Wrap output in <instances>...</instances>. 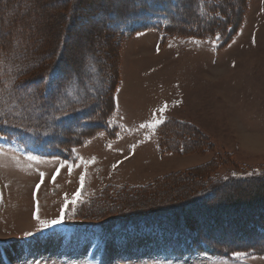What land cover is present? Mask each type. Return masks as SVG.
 Here are the masks:
<instances>
[{"label": "rangeland", "instance_id": "obj_1", "mask_svg": "<svg viewBox=\"0 0 264 264\" xmlns=\"http://www.w3.org/2000/svg\"><path fill=\"white\" fill-rule=\"evenodd\" d=\"M129 2L86 0L84 6L88 11L111 3L120 9ZM56 4L43 12L55 16L52 8ZM236 10L242 13L241 21L226 42L219 36L212 41L163 39L157 31H141L150 25L143 20L122 28L123 38H114L102 22L96 31L93 24L88 25L85 11L75 19L63 45V66L70 70L86 58V76L81 78L102 91L103 76L92 71L89 55L83 50L94 43L100 59L108 62V78L104 79H110L113 86L105 111V116L110 115L109 130L95 135L67 120V129L55 124L47 140H35L16 131L6 137L2 133L8 129L0 123V264H264V249H246L221 258L211 255L206 246L200 250L186 237L170 241L164 232L143 223L112 221L109 228L114 229L107 236L97 228L102 220L135 214L139 199L168 202V197L182 190L176 187L163 193L162 180L167 178L178 185V180L203 173L211 182L227 185L218 190L220 196L246 191L247 186L237 185L241 178L264 175V0L239 2L232 6L234 13ZM55 24L58 30L52 29L48 41L54 56L62 45L61 23L54 17L48 25L35 27L45 30ZM37 39L43 40L40 34ZM57 76L50 77V97L62 94ZM75 88L67 89L68 98L72 100L76 94L85 98L86 92ZM85 90L91 89L87 85ZM63 103L50 99L46 110L51 113ZM93 108L97 111L102 106L96 103ZM29 114L39 120L45 113L33 108ZM74 117L77 124L84 118ZM175 121L185 123L188 131L178 135L177 146L172 148L177 151L161 152L160 129L168 122L177 125ZM65 133L72 141L66 154L52 146ZM16 146L24 152L15 150ZM78 191L79 200L69 202L62 212L66 200L71 201ZM121 191L123 197L117 202L115 197ZM153 192L158 193L155 198L150 196ZM186 193L184 200L195 192ZM193 216L200 219L203 215ZM54 219L61 222L51 225ZM222 219L218 233L222 236L224 231V242L247 244L245 239L232 238L239 215ZM252 242L263 243L258 238Z\"/></svg>", "mask_w": 264, "mask_h": 264}, {"label": "trees", "instance_id": "obj_2", "mask_svg": "<svg viewBox=\"0 0 264 264\" xmlns=\"http://www.w3.org/2000/svg\"><path fill=\"white\" fill-rule=\"evenodd\" d=\"M129 1V4L123 5V8L120 9L114 4L106 3L87 11V7L84 6L86 0H0V100H2V102L0 101V123L8 129V132L2 133V135L6 134V137H11L13 136L11 131H16V133L23 132L27 136H33L35 140L36 138L47 140L49 136L47 133L52 134L50 130L52 126L58 124L61 128L66 126L64 128L67 129V124H65L67 120L69 124L80 125L82 128L79 129L83 130L86 127V130H92V134L95 135L103 132L108 133L110 115L105 116V111L113 90L110 79L109 81L104 79V76L108 78L105 72L107 65H109L108 62L104 61L102 57L100 59L99 51L94 43L83 50V54L89 55L88 59L91 61L92 71L96 75L103 76L101 82L104 83V90L102 91L94 90L92 81L81 78L86 74L88 63L86 58H83L70 70H66L63 66L65 62L63 59V45L69 39V27L72 26L76 18L81 17L83 11L87 14L83 16L89 17H85L88 25L93 24L92 27L96 31L95 27L97 28L100 21L106 30L112 33L114 38L117 36L123 38L122 28L143 20L144 22L149 21L150 25L144 27L143 30L140 29L141 31H157L163 39L165 37H188L212 41L219 36L221 41L226 42L234 28L240 23L242 16L240 10H236L234 13L232 6L247 0ZM50 2L58 3L52 8L55 16L43 12L45 7L51 5ZM38 13L36 24L39 27L44 23L48 25L49 19L54 17L57 23H61L59 29L62 45H60V50L56 56L53 55L52 51L50 52L48 41L52 37L50 32L52 29L53 31L58 30V25L55 24L54 28L50 25L48 28L45 27V30L43 28L42 30L41 28L36 29L33 19ZM90 18L93 21H90ZM153 22H155L154 25ZM37 34H40L42 41L37 39ZM53 73L58 74L57 85L60 87L62 94L50 97L48 88ZM87 85L91 90H85ZM76 86L86 92L85 98H80L77 94L72 100L68 98L67 89L74 88L76 90ZM25 88H28V92L24 91ZM24 92L25 95H23ZM96 95L98 96L96 97ZM50 99L54 101L62 100L64 103L59 107H54L49 113L50 111L46 110V103ZM96 103H100L102 106L97 111L93 108ZM33 108L43 110L44 117L39 120L32 118L29 113ZM18 110L24 115H21ZM115 112L116 107L113 114ZM13 113H17V115L15 116ZM78 114L84 116L82 120L77 121L79 124L76 123L74 117ZM175 122L177 125L168 122L160 129L159 144L161 152L177 151L178 149L174 150L172 148L177 146L175 141H177L178 135L188 131L185 123ZM53 136L55 138V131H53ZM63 136H65L64 139L62 138L63 140L58 141L56 139L52 146H56L59 152L66 154L68 152L67 145L72 141L66 133ZM84 138L85 135L82 136V139ZM193 148L197 150L195 146ZM66 158L64 157V159ZM204 169L207 170V168ZM207 178L206 182L205 179ZM209 179L203 173L200 175L192 174L187 177V180H178V185L175 184L177 181L173 183L168 178L164 179L162 181L165 182L161 184L165 187V190H162L163 193H169L170 189H176V187L182 191H178L175 194L176 196L168 197L170 200L164 203L160 199L150 200L149 203V199H139L135 202L137 207L135 214L123 217L121 215L111 218L109 221L102 220L97 228L100 227V230L105 232V236H107L113 228H109L112 221L120 220V224L126 223L127 225L143 223L161 230L168 236L170 241L175 239L176 236L175 242L177 240L179 242L186 237L200 250H203L206 246L211 250V255L221 258H228L233 253L242 252L246 249L256 252L263 250L264 175L251 176L246 180L241 178L242 180L237 185L247 186L246 191H232L230 194L221 193L220 196L217 195L218 190L221 187L225 189L227 185L222 186L221 181L211 182ZM191 181L197 183H190ZM155 188L159 189L157 186ZM192 191L195 192L194 195H189L184 200L185 194L183 193ZM122 193V191L117 193L115 201L118 202L119 197H123ZM156 194L158 193L153 192L150 196L155 198ZM138 197H144V195ZM242 203H245L246 207L244 206L243 209L238 208ZM198 212L201 216L203 215L200 219L193 216ZM254 213L256 214L254 215ZM228 214L239 215L237 222L234 221V230L232 229L234 231L233 240L245 239L249 243L241 245L236 242H230V244L224 242V231L220 236L218 230L222 229L223 226L222 217ZM216 234L220 236L218 239L214 238ZM250 236L253 239H261L263 243L256 245L255 242H252L250 244L253 241V239L250 240Z\"/></svg>", "mask_w": 264, "mask_h": 264}, {"label": "snow or ice", "instance_id": "obj_3", "mask_svg": "<svg viewBox=\"0 0 264 264\" xmlns=\"http://www.w3.org/2000/svg\"><path fill=\"white\" fill-rule=\"evenodd\" d=\"M29 159H33V157H29ZM83 182H84V178L81 177V188H83ZM79 197H80V193L79 191L75 194V196L72 198L71 201H67L65 202V205H64V208H62V212L67 208V204L70 202V203H73L75 204L78 200H79ZM61 221L59 219H54L52 220L50 223L51 225H56L58 223H60Z\"/></svg>", "mask_w": 264, "mask_h": 264}, {"label": "bare ground", "instance_id": "obj_4", "mask_svg": "<svg viewBox=\"0 0 264 264\" xmlns=\"http://www.w3.org/2000/svg\"><path fill=\"white\" fill-rule=\"evenodd\" d=\"M253 145V144H252Z\"/></svg>", "mask_w": 264, "mask_h": 264}]
</instances>
